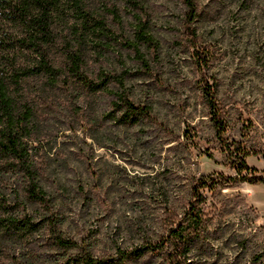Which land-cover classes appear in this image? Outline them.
<instances>
[{
  "label": "rangeland",
  "instance_id": "rangeland-1",
  "mask_svg": "<svg viewBox=\"0 0 264 264\" xmlns=\"http://www.w3.org/2000/svg\"><path fill=\"white\" fill-rule=\"evenodd\" d=\"M197 4L191 30L210 61L207 80L227 115L223 141L202 98L181 0H149L158 52L142 49L148 74L132 52L111 59L112 70L131 72L126 89L136 104L152 109L155 122L92 126L87 111L82 122L70 114L49 120L56 143L41 186L61 231L97 258L114 260L119 250L147 247L129 264H264V208L256 203L264 200V184L236 176L228 148L240 144L250 153L247 165L264 178V0ZM125 21L134 23L130 16ZM108 102L100 99L99 117ZM213 175L231 181L203 191L204 236L185 254L184 246L167 242L169 219H181L195 182ZM28 212L36 219L46 214L37 206ZM41 241L35 250L43 254Z\"/></svg>",
  "mask_w": 264,
  "mask_h": 264
},
{
  "label": "trees",
  "instance_id": "trees-1",
  "mask_svg": "<svg viewBox=\"0 0 264 264\" xmlns=\"http://www.w3.org/2000/svg\"><path fill=\"white\" fill-rule=\"evenodd\" d=\"M181 2L201 68L202 98L222 139L227 115L217 89L207 80L210 61L191 30L199 16L197 0ZM148 4L149 0H0V264H129L148 252L147 247L119 250L114 260L93 256L61 231V221L41 186L56 143L51 118L70 114L74 122H82L78 118L87 111L92 126L155 122L152 109L136 104L126 89L131 72L110 68L114 56L129 51L149 73L142 49L155 53L158 44ZM126 16L134 23L128 25ZM102 97L109 98L108 110L99 117ZM228 148L236 176L251 185L264 184L246 163L250 153L236 143ZM229 181L222 175L197 180L188 210L181 219H169L167 242L184 246L187 254L204 236L203 191L215 192ZM33 206L43 209L45 216L36 219L29 214ZM41 239L43 254L35 250Z\"/></svg>",
  "mask_w": 264,
  "mask_h": 264
},
{
  "label": "crops",
  "instance_id": "crops-1",
  "mask_svg": "<svg viewBox=\"0 0 264 264\" xmlns=\"http://www.w3.org/2000/svg\"><path fill=\"white\" fill-rule=\"evenodd\" d=\"M256 203L258 204V206L264 208V200H261V199L258 200V199H257V200H256Z\"/></svg>",
  "mask_w": 264,
  "mask_h": 264
}]
</instances>
